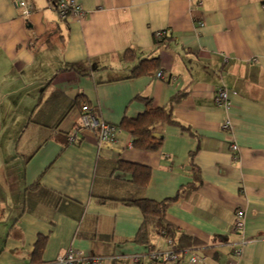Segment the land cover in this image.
<instances>
[{
	"label": "crops",
	"instance_id": "1",
	"mask_svg": "<svg viewBox=\"0 0 264 264\" xmlns=\"http://www.w3.org/2000/svg\"><path fill=\"white\" fill-rule=\"evenodd\" d=\"M55 1L27 0L22 18L15 0H0V264H56L69 250L152 264L169 239L123 201L179 192L165 218L195 245L164 264H264V0H76L84 16L64 20ZM127 50L158 59V71L126 79L137 64ZM179 92L180 125H155L159 150L133 149L119 127L145 111L135 98L161 108ZM83 102L115 128L110 140L81 130L66 145L59 131L79 124ZM119 162L149 169L143 191ZM144 223L147 242L136 243Z\"/></svg>",
	"mask_w": 264,
	"mask_h": 264
},
{
	"label": "trees",
	"instance_id": "2",
	"mask_svg": "<svg viewBox=\"0 0 264 264\" xmlns=\"http://www.w3.org/2000/svg\"><path fill=\"white\" fill-rule=\"evenodd\" d=\"M155 42L159 44L162 40H165L167 36L162 38L155 37ZM125 60L127 61H137V64L131 69L126 79H135L143 76H151L153 73L159 69V60L152 59H137L134 52L127 50L125 52ZM185 96L184 93L179 92L174 95L167 106L165 107H153L151 102L145 98H135L139 102L143 103L145 106V111L143 114L139 115L136 119H127L123 118L120 124V129L128 133L131 137V147L136 150L146 151V152H155L161 147L162 140L157 138L152 134V130L155 125L163 123L169 126H178L180 123L173 118V106ZM86 102H83L79 105L81 109L82 106L86 105ZM89 107V106H88ZM90 111L93 113L92 109L89 107ZM184 129V126H182ZM186 129V128H185ZM81 131L80 124L71 125V129L65 131L61 129L59 133L63 135L66 145H69L68 138L75 133ZM74 144V143H73ZM117 170L129 175L131 177V186L135 188L138 192L143 191L149 181L150 171L146 167L119 162ZM195 180L198 181V175L195 172L193 176ZM194 186L187 187L184 190L193 191L195 190L196 183H193ZM179 192L176 196L178 198L181 194ZM175 198V199H176ZM175 199H167L161 202L151 201L149 199H128L123 201L127 206L137 207L144 219L151 217L155 220L157 234H161L164 237L168 238L171 242V249L173 253L177 255L186 247L195 245V241L186 236L183 233H178V231L171 226L165 218L166 209L170 204L174 203ZM148 231L146 223H144L136 237L133 239L136 243H146L147 242ZM45 240L39 238L36 242L33 255L36 257L41 256L44 248ZM152 264H164V261L154 260Z\"/></svg>",
	"mask_w": 264,
	"mask_h": 264
},
{
	"label": "built area",
	"instance_id": "3",
	"mask_svg": "<svg viewBox=\"0 0 264 264\" xmlns=\"http://www.w3.org/2000/svg\"><path fill=\"white\" fill-rule=\"evenodd\" d=\"M15 5L21 11L22 18H28L31 14V10L27 4V0H15ZM55 10L58 13L59 17L64 20L68 16L73 15L77 19H81L84 16V11L81 6L76 2V0H56L55 3ZM166 35L165 31L157 32L155 37L162 38ZM156 77L159 79L163 78V74L161 72L156 74ZM227 89H222L217 92L215 97V102L217 105H221L224 101L227 100ZM80 126L81 130H86L90 132H95L97 139L100 141H108L110 140L115 134V128L100 124L96 118V116L90 111L87 105L82 106L80 109ZM223 131L230 130V123L229 121H225L222 125ZM77 133L74 135L69 136L68 142L69 144H73L77 138ZM232 150L236 151L237 148L235 145H232ZM236 221H235V229H242L244 226L243 223V212H238L236 214ZM246 242H242L241 245H245ZM171 242L169 241V250L164 253H156L153 255L154 260L159 261H171L176 259V255L173 253L171 249ZM240 250L235 251L236 256L240 255ZM101 260L98 258H86L77 254L76 252L69 250L66 252L65 255L59 257L56 260V264H100ZM192 263H199V258L192 257Z\"/></svg>",
	"mask_w": 264,
	"mask_h": 264
}]
</instances>
